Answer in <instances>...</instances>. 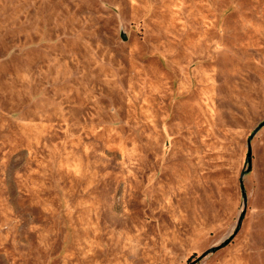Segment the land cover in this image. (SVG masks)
Returning a JSON list of instances; mask_svg holds the SVG:
<instances>
[{
  "label": "rangeland",
  "instance_id": "obj_1",
  "mask_svg": "<svg viewBox=\"0 0 264 264\" xmlns=\"http://www.w3.org/2000/svg\"><path fill=\"white\" fill-rule=\"evenodd\" d=\"M0 264H264V0H0Z\"/></svg>",
  "mask_w": 264,
  "mask_h": 264
},
{
  "label": "water",
  "instance_id": "obj_2",
  "mask_svg": "<svg viewBox=\"0 0 264 264\" xmlns=\"http://www.w3.org/2000/svg\"><path fill=\"white\" fill-rule=\"evenodd\" d=\"M249 159L251 160V148L249 150Z\"/></svg>",
  "mask_w": 264,
  "mask_h": 264
}]
</instances>
